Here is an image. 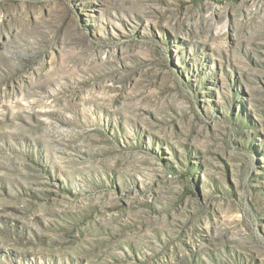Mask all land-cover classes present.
<instances>
[{
	"label": "rangeland",
	"instance_id": "1",
	"mask_svg": "<svg viewBox=\"0 0 264 264\" xmlns=\"http://www.w3.org/2000/svg\"><path fill=\"white\" fill-rule=\"evenodd\" d=\"M0 264H264V0H0Z\"/></svg>",
	"mask_w": 264,
	"mask_h": 264
}]
</instances>
